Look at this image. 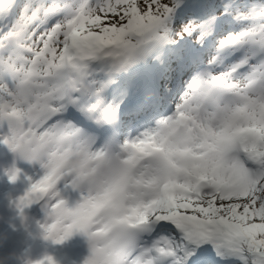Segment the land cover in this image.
I'll use <instances>...</instances> for the list:
<instances>
[{"label":"snow or ice","instance_id":"1","mask_svg":"<svg viewBox=\"0 0 264 264\" xmlns=\"http://www.w3.org/2000/svg\"><path fill=\"white\" fill-rule=\"evenodd\" d=\"M0 145L82 264H264V0H0Z\"/></svg>","mask_w":264,"mask_h":264},{"label":"clouds","instance_id":"2","mask_svg":"<svg viewBox=\"0 0 264 264\" xmlns=\"http://www.w3.org/2000/svg\"><path fill=\"white\" fill-rule=\"evenodd\" d=\"M4 239H5V234L0 233V243H2ZM15 257H16V254L13 252H10L7 254H0V264H10V261ZM23 264H34V261H32L28 257H25L23 259Z\"/></svg>","mask_w":264,"mask_h":264},{"label":"bare ground","instance_id":"3","mask_svg":"<svg viewBox=\"0 0 264 264\" xmlns=\"http://www.w3.org/2000/svg\"><path fill=\"white\" fill-rule=\"evenodd\" d=\"M5 191H7L6 194ZM15 192L16 189L9 183H5L3 186H0V202L7 201V198L12 197Z\"/></svg>","mask_w":264,"mask_h":264},{"label":"rangeland","instance_id":"4","mask_svg":"<svg viewBox=\"0 0 264 264\" xmlns=\"http://www.w3.org/2000/svg\"><path fill=\"white\" fill-rule=\"evenodd\" d=\"M238 28H239V26H238V25H234V28H232V29H231V28H229V29L227 30V32H228V31H231V30H233V29H236V30H238ZM227 32H226V34H227Z\"/></svg>","mask_w":264,"mask_h":264}]
</instances>
